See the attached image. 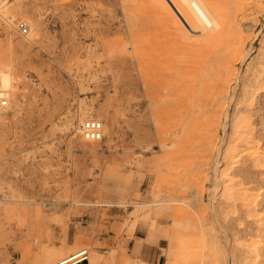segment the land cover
<instances>
[{"label": "rangeland", "instance_id": "obj_1", "mask_svg": "<svg viewBox=\"0 0 264 264\" xmlns=\"http://www.w3.org/2000/svg\"><path fill=\"white\" fill-rule=\"evenodd\" d=\"M11 3L42 28L22 48L25 37L10 29L9 50L0 19L16 99L0 130V264H43L59 250L69 261L83 249L90 264H130L127 244L136 232L158 241V264H244L252 258L244 245L264 264V169L244 159L232 173L235 190L262 193L255 209L220 186L235 119L264 152V0L236 14L247 30L244 49L228 65L219 105L215 95L185 92L191 82L180 83L176 67L191 59L172 49L192 10L203 53L211 55L206 30L216 15L204 0H169L164 13L148 12V0ZM14 16L25 22L20 12ZM87 114L107 127L100 141L76 130Z\"/></svg>", "mask_w": 264, "mask_h": 264}, {"label": "bare ground", "instance_id": "obj_2", "mask_svg": "<svg viewBox=\"0 0 264 264\" xmlns=\"http://www.w3.org/2000/svg\"><path fill=\"white\" fill-rule=\"evenodd\" d=\"M251 1L252 0H204V4H206L209 9H213L214 14L216 15L215 17H213L209 20L210 24L206 30L207 36H206L205 42H206V45L211 48L210 49L211 51H209V54H211V55H209L208 57H206V55H204V53H203L204 48H201L203 43H201L199 41V39L197 38V35L195 32V27L193 26V23H192L193 22L192 10H190V15L188 16L189 17L188 18V24L186 25V27H184V29H181L183 27H180V29L176 31L177 36L174 37V40H179V46L177 47V49H176V45L172 47V49H175V51H174L175 53L185 55V56L189 57V59H191V63L187 65L188 67H186V68L185 67L184 68L183 67L182 68L176 67L177 74H183L185 77L183 80L181 79L180 83L182 81L184 82L185 79H188L189 82H191L189 84V86H186V88L184 89L185 92L190 93L193 96H195L194 95L195 93L197 95L198 94H200V95L208 94L210 96L215 95V97H217V99L214 98V100L216 99L214 104H216V105L220 104V100H221L220 98L222 97V96L220 97V94L223 93L226 89V82H227L228 74H229L228 65H229L230 61L236 57L238 50L240 49L242 51V48L244 47V45L242 47V44H244L243 41L246 38L245 34H246L247 30L242 28L237 23L236 14L239 12H242L244 10V8L246 7V5ZM11 2H12V0H0V19H2V21L7 25V28H8L7 39H8L9 50H12L15 47L12 43V41H13L12 36H11L12 32L10 29L15 28L17 34H19V32L17 31V25H16V23H18L19 20L15 18V16H14L15 13L20 12V14L22 15V18L25 20V22H23V23H25L29 28L28 34L26 36H22V37H25L26 41L20 42L17 47L22 48V47H24L25 44L28 45V44L34 43V41L36 39H38L39 33L41 31V28H42V21L40 19H38L37 17H35V19L27 17L26 9L23 5H21L20 3L15 4V3H11ZM167 3H169V0H148V8H147L148 12L155 13L157 10H160V12L164 13V7L167 6ZM190 3L193 4L194 0H190ZM254 4H256V1H254ZM250 5H252V3ZM160 45H161V43H160ZM240 47H242V48H240ZM170 49H171V47H170ZM151 50H149V51H151ZM160 51H162V50H160ZM152 53H151V55H152ZM1 54L2 53L0 50V89L4 93V96L6 97V99L8 100V107L5 110V114L0 117V130L4 126L5 121L10 118L9 116H10L12 106L16 105V99L14 96V88H15L14 77L15 76H14L13 71L10 68V65H9L10 63H7L6 61H5L6 63L3 62ZM155 55H156V53H155ZM185 56L183 58H185ZM189 59L186 58V60H189ZM154 62H155L154 60H150L149 64L151 63L153 65ZM186 63H187V61H186ZM234 63H235V61H234ZM160 64H161V62H160ZM154 69L155 68L153 66L148 67V71L152 72ZM183 75H182V78H183ZM254 79H252V80H254ZM143 82H144V84H149L150 82H152V77H151V80H150V78L149 79L148 78L143 79ZM260 88H261V86H260ZM262 88H264V87H262ZM134 90H136V89H134ZM147 90H148V88H147ZM252 98H253V96H252ZM247 99H249V98H247ZM189 103H190L189 100L184 101V106L185 107L188 106ZM246 103H248V101ZM241 104H243V102ZM238 105H239V103H238ZM249 105H251V104H249ZM239 106H236V107L239 108ZM199 108H201V107H199ZM241 108H243V107H241ZM236 112H235V114H236ZM135 113H136V110H135ZM236 116L239 117V115H236ZM4 117L6 118V120L3 122L2 119ZM95 118H96V116L87 114V115H83L82 117H80L79 121L83 123L87 119H95ZM97 118H99V121H100V117H97ZM248 118H249V116H248ZM228 119H229V113H227V117H226V120H228ZM245 121H246V119H245ZM100 122H102V121H100ZM81 124L79 125V127L78 126L76 127V130H78L79 135H80ZM112 124H114V121L111 119V125ZM184 125H186V124H184ZM102 126H103V123H102ZM245 127L246 126L244 125L242 119L241 120H239V118L235 119V122L233 124V129L231 132L232 135L230 138L231 140L229 142L230 144H229L227 150L225 149L226 151L224 153V157L222 156L224 159L221 158L224 161L225 169L222 170L220 173V186L222 183L223 192L225 193L227 198L230 195H236V200H239L241 202L242 207H245L247 210H250V209H253L254 207L259 205V203H260L259 197L262 193L259 192L257 194V196H253L252 194H250L248 192L249 191L247 189L248 187L247 188L238 187L235 190V181L233 179L234 177L232 176V173H233V169H234L235 165L244 159H246V161L247 160L251 161L253 164L252 166H254L256 168H260V170L264 169V164L261 163V162H264V160H262V159H264V152L258 151L259 147L257 148L256 147L257 145H255L252 142V140H251L252 138H250V136H249L250 133L247 132ZM133 130H136V129H133ZM111 131H113V128L110 129V132ZM102 132H103L102 135H106L108 133L106 126L103 127ZM205 132H207V131H205ZM135 133L136 132H134V134ZM137 134H139V133H137ZM135 138L136 137L134 136V139ZM88 142H97V141H88ZM135 142H137V141H135ZM254 142H255V140H254ZM208 145H210V144H208ZM145 148H146V146H145ZM213 151H214V148H213ZM213 151H211V152H213ZM223 168H224V166H223ZM242 185L243 184L241 183V186ZM222 195H224V194L222 193ZM195 199H197V198H195ZM226 201H227V199H226ZM218 214H220V213H218ZM137 216H139V215H137ZM249 217H252V215L250 214ZM138 219H139V217H138ZM247 220H248V218H247ZM135 222H136V219H135ZM243 227H245V226H243ZM133 230H134V228L131 225L130 231H133ZM236 230H237V228H236ZM240 242H241V240H240ZM244 246H245L246 251H249V253L251 252L250 257H252L250 259L245 260L244 264H258V262L260 260L259 253H257V251H255V249L250 248L249 245L248 246L244 245ZM241 247H242V245H241ZM66 255H67L66 252L61 251V250L48 252L47 255L45 256L44 260H43V264H58L59 262H63V261L66 262V261H68L65 258ZM234 255H235V253H234ZM132 261H134V260H131L130 264H134Z\"/></svg>", "mask_w": 264, "mask_h": 264}, {"label": "built area", "instance_id": "obj_3", "mask_svg": "<svg viewBox=\"0 0 264 264\" xmlns=\"http://www.w3.org/2000/svg\"><path fill=\"white\" fill-rule=\"evenodd\" d=\"M17 31L21 36H26L29 32L28 26L23 22L16 23ZM8 107V100L4 96V93L0 89V117L5 114V110ZM102 122L97 119H87L80 126V135L82 139L86 141H99L103 137ZM88 260V250L83 249L72 256L69 261L59 262L58 264H79Z\"/></svg>", "mask_w": 264, "mask_h": 264}, {"label": "crops", "instance_id": "obj_4", "mask_svg": "<svg viewBox=\"0 0 264 264\" xmlns=\"http://www.w3.org/2000/svg\"><path fill=\"white\" fill-rule=\"evenodd\" d=\"M127 257L129 262L134 260L142 264H158L162 260L160 253V244L156 239L149 238L135 233L134 237L129 240ZM79 264H90L89 260Z\"/></svg>", "mask_w": 264, "mask_h": 264}]
</instances>
